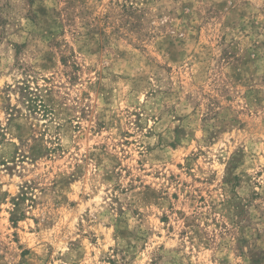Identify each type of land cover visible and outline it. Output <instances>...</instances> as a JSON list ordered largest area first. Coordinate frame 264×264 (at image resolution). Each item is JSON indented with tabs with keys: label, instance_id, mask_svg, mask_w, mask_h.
I'll return each instance as SVG.
<instances>
[{
	"label": "rangeland",
	"instance_id": "1",
	"mask_svg": "<svg viewBox=\"0 0 264 264\" xmlns=\"http://www.w3.org/2000/svg\"><path fill=\"white\" fill-rule=\"evenodd\" d=\"M0 264H264V0H0Z\"/></svg>",
	"mask_w": 264,
	"mask_h": 264
}]
</instances>
